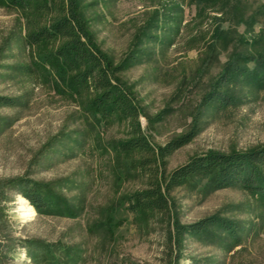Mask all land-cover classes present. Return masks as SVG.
Wrapping results in <instances>:
<instances>
[{
  "label": "rangeland",
  "instance_id": "374dc122",
  "mask_svg": "<svg viewBox=\"0 0 264 264\" xmlns=\"http://www.w3.org/2000/svg\"><path fill=\"white\" fill-rule=\"evenodd\" d=\"M77 2L138 103L154 152H117L127 122L88 110L86 93L63 91L41 60L53 45L25 42L42 14L0 0V97L12 103L0 105V183L42 184L66 204L38 213L17 188L0 189V264H36V245L59 249L60 264H264L263 199L240 186L214 189L204 177L168 184L193 156L264 147V0ZM215 92L225 103L208 100ZM189 132L186 144L159 154ZM154 179L168 209L133 214L127 197ZM208 216L234 225L235 236L175 230Z\"/></svg>",
  "mask_w": 264,
  "mask_h": 264
},
{
  "label": "trees",
  "instance_id": "16d2710c",
  "mask_svg": "<svg viewBox=\"0 0 264 264\" xmlns=\"http://www.w3.org/2000/svg\"><path fill=\"white\" fill-rule=\"evenodd\" d=\"M7 3L42 14L43 22L28 31L25 42L30 46L53 45L52 51L43 55L41 60L43 64L56 69L63 82V91L86 93L88 110L103 118H117L127 122L130 137L117 143L115 150L122 154H152L154 147L143 136L139 124L140 107L131 92L114 76L117 69L86 28L77 0H7ZM260 65V68H264V61L258 64V68ZM226 98L215 92L208 100L225 103ZM11 104L9 98L0 97V105ZM192 136L193 133L189 132L168 142L158 148L159 154H170L186 144ZM146 161L142 160L140 164L146 165ZM194 177L206 178L209 186L214 189L240 186L264 200V147L246 152H209L193 156L170 173L168 184H181ZM6 188H17L38 213L61 212V209H66V204L57 202L58 199L42 184L9 179L0 183L2 191ZM127 200L129 210L135 215L161 213L168 209V199L155 179L149 181L146 188L131 193ZM210 227H216L232 238L236 234L234 225L215 216L183 226L177 224L175 230L199 237L206 234ZM36 247H40V250L31 254L36 264L43 261L44 264H60L56 256L59 249L50 245Z\"/></svg>",
  "mask_w": 264,
  "mask_h": 264
},
{
  "label": "bare ground",
  "instance_id": "6f19581e",
  "mask_svg": "<svg viewBox=\"0 0 264 264\" xmlns=\"http://www.w3.org/2000/svg\"><path fill=\"white\" fill-rule=\"evenodd\" d=\"M26 206H27V210H29V211L32 210V207H31L30 205H27V204H26Z\"/></svg>",
  "mask_w": 264,
  "mask_h": 264
}]
</instances>
